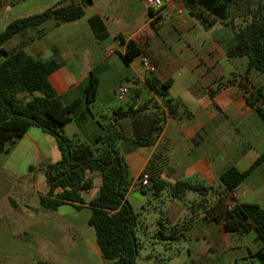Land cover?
Wrapping results in <instances>:
<instances>
[{
    "label": "crops",
    "instance_id": "0c3cea01",
    "mask_svg": "<svg viewBox=\"0 0 264 264\" xmlns=\"http://www.w3.org/2000/svg\"><path fill=\"white\" fill-rule=\"evenodd\" d=\"M70 3L71 0H0V33L13 20ZM85 11L82 18L67 24L49 20L13 36L4 45L8 52L22 49L33 58H55L61 62V67L49 76L50 84L62 103L68 104L77 97L83 101L64 126L68 137L92 145L102 134L101 125L115 122L114 110L123 107L117 102L128 96L132 98L129 104H141L151 98L159 101L146 86L147 79L154 76L172 81L169 98L184 103L192 117L183 121L166 119L152 147H139L131 139L119 142L132 179L151 165L152 174L167 184L188 179L214 189L219 187L220 173L231 166L244 172L264 152V123L247 105L238 87L242 73L238 70L241 64L246 68L247 59H229L226 55L234 37L229 27L217 24L203 28L180 0H162L159 9L148 7L144 0H92ZM92 15L103 19L109 35L105 40H98L89 27ZM153 21L155 28L151 26ZM128 41H135L142 53L125 63ZM142 56L155 65L154 75H148L140 65ZM224 59L234 71L220 65ZM90 73L99 81L97 96L87 105L84 89ZM244 76L251 81L250 73L244 72ZM121 85L128 88V94L118 99L116 90ZM126 126L124 123L128 133ZM60 160L55 138L35 126L0 152V264H108L102 260L95 231L88 224L91 210L87 204L97 186L82 193L85 205L80 210L65 204L57 211H47L40 205L39 197L49 189L45 168ZM142 188L138 185L133 191L141 193ZM131 192L126 200L131 197L137 202L150 201V208L160 207V220L165 219L167 227L169 223L176 224L179 234H186L188 252L198 251L206 244L209 247L218 235L226 236L222 221L212 220L213 213L221 214L222 208L191 221L180 203H195V197L188 200L185 194L181 199H169L166 205L160 199L162 193L151 202L149 196L140 200ZM213 193L206 194L211 203L215 201ZM227 201L231 205L253 203L264 209V161L227 195ZM162 224L157 222L163 230ZM181 236L177 235L173 242ZM248 237L235 239L243 241L238 247L242 248L245 242L246 248L255 233ZM182 238L186 239L185 235Z\"/></svg>",
    "mask_w": 264,
    "mask_h": 264
},
{
    "label": "trees",
    "instance_id": "16d2710c",
    "mask_svg": "<svg viewBox=\"0 0 264 264\" xmlns=\"http://www.w3.org/2000/svg\"><path fill=\"white\" fill-rule=\"evenodd\" d=\"M180 1L203 28L210 29L217 24L229 27L234 37L226 49L227 57L246 58L245 74L254 71L264 77V0ZM91 5L92 0H71L68 5L58 4L41 13L13 20L0 33V152L6 150L7 145L14 144L32 126L55 138L61 160L45 168L49 189L39 197L40 205L47 211H57L65 204L80 210L85 205L82 193L97 186V191L87 204L91 210L88 224L95 231L102 260L108 264H136L135 258L140 249L136 237L139 213L133 211L126 195L138 185L143 187V196L154 199L164 191H169L175 199H181L186 193L199 196L198 201L189 203L194 210L189 215L191 221L222 208L221 214L213 213L212 220L217 223L222 221L226 236L231 239H241L255 233L246 250L250 258L264 264V209L253 203H234L228 209L227 201V195L232 194L264 161V152L244 172L231 166L220 173L219 187L214 189L188 179L167 184L152 174L151 165L134 180L119 151V142L131 139L139 147H152L166 119L183 121L192 117L184 103L169 98L172 81H161L154 76L148 78L146 86L159 101L151 98L141 104L116 108L113 112L115 122L108 121L101 125L102 134L90 145L80 143L64 132V126L73 119L83 101L77 97L68 104L62 103L50 84L49 76L61 67V62L55 58L36 59L22 49L11 52L4 49L13 36L38 28L49 20L59 25L70 23L82 18L86 8ZM151 14L154 16L153 12ZM155 21L151 23L154 28ZM88 25L98 40L109 37L99 15L90 16ZM141 53L135 41H128L123 60L128 63ZM98 81V77L90 73L84 89L87 105L93 103L97 96ZM243 81L245 83L240 82L238 87L247 105L264 123V83L258 87L252 86L245 76ZM124 123L128 125V133L123 128ZM143 173L149 175L148 186L142 184ZM208 191L215 193L214 203L206 196ZM169 224L173 233L169 238L174 240L177 235L181 236L177 225ZM162 226L163 232L169 229ZM37 264L52 263L40 261Z\"/></svg>",
    "mask_w": 264,
    "mask_h": 264
},
{
    "label": "rangeland",
    "instance_id": "374dc122",
    "mask_svg": "<svg viewBox=\"0 0 264 264\" xmlns=\"http://www.w3.org/2000/svg\"><path fill=\"white\" fill-rule=\"evenodd\" d=\"M220 65L230 71H234L232 64L227 59L222 60ZM244 69L245 68L241 64L240 69L238 70V72H242L239 75L240 81L242 80L241 82H244ZM250 79L251 81H249L248 84H251L252 86L258 87L264 83V77L254 71L250 73ZM142 93L143 95L146 93L144 88H142ZM131 100L132 98L128 96L125 100L123 99L116 104L124 107L131 103ZM186 194L188 196V200L194 197L195 200H199V196L196 194ZM153 199L154 198L150 199L151 202ZM160 199L168 205L169 199H172V196L169 191H164L160 195ZM127 201L133 211L137 214L139 213L138 220L139 223L141 222L140 225L138 224L136 230V237L140 245L139 254L137 258H135L136 264H258L256 260L249 257L244 245L245 242L242 248L238 247V245H242L241 243L243 241L241 242L239 240V242L235 240L236 238L231 239L228 236L221 238L218 235L215 239H213V243H211L209 247L206 244L204 247H199L198 251L188 252L187 248H189V242L186 234L183 233L186 239L183 240L182 236L184 235L182 234L181 239L177 242H173V240L169 238L173 234L170 227L167 231L163 232L159 225H157V222H160L167 227L164 220H160L162 217L159 210L160 207L152 209L149 207L150 201L146 200V202H137L131 197H129ZM185 204L188 208L183 207ZM180 208H182V210L185 209V212L189 213V215H192L194 212L193 206L189 203L187 204L185 201L184 203H180ZM143 209H146L147 212H143ZM161 209L163 213H166L165 206H162ZM159 231L162 233H159ZM250 234L252 233L245 236L246 239L249 238L248 236ZM163 236L168 237V239H164Z\"/></svg>",
    "mask_w": 264,
    "mask_h": 264
},
{
    "label": "built area",
    "instance_id": "2783aa9c",
    "mask_svg": "<svg viewBox=\"0 0 264 264\" xmlns=\"http://www.w3.org/2000/svg\"><path fill=\"white\" fill-rule=\"evenodd\" d=\"M145 3L148 5V7L159 9L162 7V0H144ZM140 65L143 67V69L146 71L148 75H154L156 73V67L155 65L150 61L147 56H142L140 60ZM128 94V88L124 85H121L116 90V96L118 99H123ZM142 184L143 186L149 185V177L147 174L142 175ZM231 204H229L228 209H230Z\"/></svg>",
    "mask_w": 264,
    "mask_h": 264
},
{
    "label": "water",
    "instance_id": "95a60500",
    "mask_svg": "<svg viewBox=\"0 0 264 264\" xmlns=\"http://www.w3.org/2000/svg\"><path fill=\"white\" fill-rule=\"evenodd\" d=\"M131 195L135 198L140 199V200L145 199V197L139 191H136V190L131 192Z\"/></svg>",
    "mask_w": 264,
    "mask_h": 264
}]
</instances>
